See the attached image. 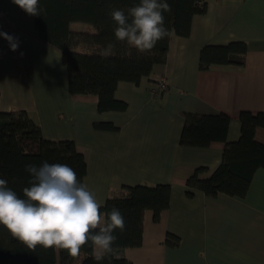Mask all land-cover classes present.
Segmentation results:
<instances>
[{
  "label": "crops",
  "instance_id": "obj_1",
  "mask_svg": "<svg viewBox=\"0 0 264 264\" xmlns=\"http://www.w3.org/2000/svg\"><path fill=\"white\" fill-rule=\"evenodd\" d=\"M72 28L94 29L82 22ZM0 32L19 39L12 51L0 36V110L24 109L47 138L73 139L88 161L84 183L98 202L105 203L124 185L171 184L170 206L158 220L146 210L143 242L124 250L128 260L264 264V168L255 172L242 197L201 190L189 195L187 178L199 166L209 172L217 168L226 142H181L185 112L227 113V140L236 141L241 112L264 111V0H207L190 34L172 35L166 63L155 65L140 84L118 83L116 97L128 103L125 110L100 112L98 96L72 93L61 50L39 36L34 16L18 10L13 0H0ZM234 40L248 45L243 65L200 68L203 46ZM162 76L169 88L156 94ZM96 121H113L119 128H96Z\"/></svg>",
  "mask_w": 264,
  "mask_h": 264
},
{
  "label": "trees",
  "instance_id": "obj_2",
  "mask_svg": "<svg viewBox=\"0 0 264 264\" xmlns=\"http://www.w3.org/2000/svg\"><path fill=\"white\" fill-rule=\"evenodd\" d=\"M138 3L139 0H39L41 12L34 16L39 36L61 50L70 91L98 96L100 112L125 110L128 103L116 97L118 83L140 84L152 74L155 65L166 63L172 35L188 36L194 16L207 9V0H167L171 11L163 14L169 35L151 51L140 53L126 42L116 40V25L110 15L114 9L125 10L127 14V9ZM77 22L88 23L94 29H73L72 24ZM108 43L115 45L116 55L102 58L99 50ZM247 50L248 45L242 40L209 43L200 51L199 66L208 69L243 65ZM160 78L154 87L156 94L166 91L158 90ZM184 117L182 143L206 146L212 141L226 142L217 168L211 172L204 166L193 170L187 178V193L193 195L195 190H201L209 195L221 192L246 195L255 172L264 168V135H258L264 129V111L241 112V136L236 141L227 140L231 116L225 112H185ZM95 126L108 130L119 128L113 121H96ZM44 161L69 165L76 172L77 180L85 182L88 161L73 139L47 138L41 124L24 109L0 110V179L7 180L8 187L23 198L22 189L29 186L31 179L25 166H40ZM171 194L169 183L135 184L124 185L118 194L108 197L100 211L106 215L113 207L117 208L124 217L125 229L113 233L117 236L113 245L116 255L102 261L95 260L90 244L75 258L63 249H45L38 245L30 250L0 225V264H134L124 250L142 244L146 210H152L158 220L161 212L170 206ZM169 237L172 235L168 240Z\"/></svg>",
  "mask_w": 264,
  "mask_h": 264
},
{
  "label": "clouds",
  "instance_id": "obj_3",
  "mask_svg": "<svg viewBox=\"0 0 264 264\" xmlns=\"http://www.w3.org/2000/svg\"><path fill=\"white\" fill-rule=\"evenodd\" d=\"M31 16L40 15L39 0H13ZM167 0H139L125 10L114 9L110 15L117 41L126 42L140 53L151 51L158 41L169 35L165 27V12H170ZM16 51L19 39L0 32ZM102 58L115 56V45L108 43L98 53ZM29 186L22 189L23 198L0 179V225L28 249L39 245L45 249H63L71 257H78L85 245L93 248L95 260L116 255L113 247L117 236L125 229L121 212L113 207L106 215L101 203L87 184L77 180V174L67 164H28Z\"/></svg>",
  "mask_w": 264,
  "mask_h": 264
},
{
  "label": "built area",
  "instance_id": "obj_4",
  "mask_svg": "<svg viewBox=\"0 0 264 264\" xmlns=\"http://www.w3.org/2000/svg\"><path fill=\"white\" fill-rule=\"evenodd\" d=\"M169 88L168 80L165 76H162L159 80L158 90L165 91Z\"/></svg>",
  "mask_w": 264,
  "mask_h": 264
},
{
  "label": "rangeland",
  "instance_id": "obj_5",
  "mask_svg": "<svg viewBox=\"0 0 264 264\" xmlns=\"http://www.w3.org/2000/svg\"><path fill=\"white\" fill-rule=\"evenodd\" d=\"M86 24V23H85Z\"/></svg>",
  "mask_w": 264,
  "mask_h": 264
}]
</instances>
